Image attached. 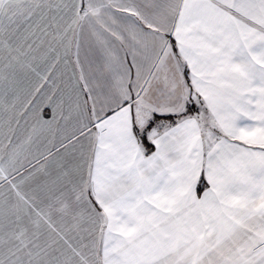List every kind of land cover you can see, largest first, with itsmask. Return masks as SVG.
Here are the masks:
<instances>
[{
	"label": "snow or ice",
	"instance_id": "6c2138e0",
	"mask_svg": "<svg viewBox=\"0 0 264 264\" xmlns=\"http://www.w3.org/2000/svg\"><path fill=\"white\" fill-rule=\"evenodd\" d=\"M0 264H264V0H0Z\"/></svg>",
	"mask_w": 264,
	"mask_h": 264
}]
</instances>
